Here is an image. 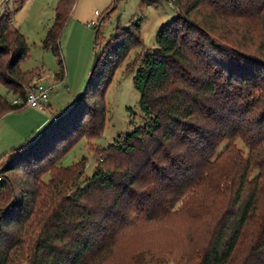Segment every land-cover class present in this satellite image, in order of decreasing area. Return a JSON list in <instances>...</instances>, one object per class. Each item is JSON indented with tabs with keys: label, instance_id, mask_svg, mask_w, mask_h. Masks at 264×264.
I'll use <instances>...</instances> for the list:
<instances>
[{
	"label": "trees",
	"instance_id": "trees-1",
	"mask_svg": "<svg viewBox=\"0 0 264 264\" xmlns=\"http://www.w3.org/2000/svg\"><path fill=\"white\" fill-rule=\"evenodd\" d=\"M24 2L16 4L20 8ZM75 2L58 1L54 21L42 40L57 58L60 79L65 75L60 38ZM174 3L183 13L160 27L157 46L144 50L133 76L144 123L101 148V159L95 155L93 174L63 195L43 221L27 264H85V252L110 246L130 213L163 218L171 214L167 207L178 198H183L179 211L191 210V218L206 222L200 233L205 244L195 242L193 248L200 257L198 264H264V0ZM12 13L5 10L0 16V83L14 97H25L26 82L42 71H22L20 62L29 46ZM99 25L95 50L100 58L87 88L35 143L14 148L2 162L0 192L8 185L6 172L55 157L59 143H69L77 131L79 136L73 137L92 138L103 130L107 85L127 51L143 41L138 21L118 27L107 42L100 38ZM99 93L96 118L86 124L87 97ZM18 109L0 93V117ZM240 141L248 148L247 156L237 145ZM72 144L62 149L61 157ZM110 149L121 157L112 167L103 168L99 161L108 159L103 152ZM80 164L81 176L84 159L72 166L61 165L62 173L54 174L51 166L34 169L36 189L0 208V264H13L22 233L42 223L33 217L45 198L39 192L40 174L51 171L54 184L57 175L71 177ZM96 234L99 237L94 239ZM246 238L247 253L240 259ZM58 243L69 244V251L61 250Z\"/></svg>",
	"mask_w": 264,
	"mask_h": 264
},
{
	"label": "rangeland",
	"instance_id": "rangeland-1",
	"mask_svg": "<svg viewBox=\"0 0 264 264\" xmlns=\"http://www.w3.org/2000/svg\"><path fill=\"white\" fill-rule=\"evenodd\" d=\"M58 1L25 0L22 7L19 8L18 2L16 4L12 0H0V16L9 7L13 12L14 25L24 34L29 46L27 56L20 62L22 71L28 72L36 69L44 71L34 75L25 85H29L35 78H38L46 86H53L49 100L51 108L40 110L26 106L0 117V167L14 148H19L26 143H35L55 120L60 119L73 107L83 94L96 51L95 31L102 17L106 16L99 25L102 42H107L118 27H128L132 22L138 21L140 23L139 35L143 45H133L127 51L125 58L119 63L107 85L103 95L105 125L100 134L92 138L73 137L75 134L79 136L80 132L77 131L71 135L72 141L68 140L69 143L66 144L64 141L59 143L57 147L60 150H57L59 153L55 157L53 156L54 158L50 156L40 163L26 164L6 172L8 185L0 192V208L8 207L15 200H22L26 195L25 191L36 189L34 183L37 177H32L34 169H38L40 166H51L54 174L62 173L63 166H72L84 159V173L81 176L77 172L81 169L80 164L76 168V173L71 177L63 175L58 177L57 175L54 188H52L54 184H51L52 172L40 174L42 182L39 184V192L45 198L44 204L38 205L40 212L33 217L36 221L42 220V223L38 227L36 225L28 226L26 233H22L21 247L12 256L13 264L30 262L34 255L35 234L44 228L43 221L45 222L52 209L60 204L63 195L83 184V180L93 174L96 165L95 155L98 157L99 153H102L101 148L108 147L119 135L130 132L144 123L145 114L140 104L141 94L134 85L133 76L144 50H153L157 46L156 37L160 27L178 13H183L182 9H178L177 5L169 0H155L154 2L145 0H76L60 38L66 75L62 81L57 76L59 64L56 56L50 49H45L42 45V40L54 21L55 7ZM91 20L96 22L93 26L87 24ZM42 73L44 74L42 75ZM74 78L79 85L73 83ZM0 93L10 100L14 97L2 83H0ZM87 98L89 100L87 111L90 113L85 123L90 124L91 120L96 118L93 112L96 110L95 102L101 99L100 93L93 94L92 98L89 94ZM18 121L25 122L26 125L25 132H21L22 135L15 132ZM39 125L40 127H38ZM71 144L72 146L61 157L62 149ZM237 145L242 147L244 156H247L248 148L241 141ZM103 155L109 156L104 162L99 161V165L103 168L112 167L115 162L117 163L116 158L121 157L120 154L117 155L114 152V149L103 152ZM102 157L100 155L98 158ZM60 179L63 181L62 183H58ZM65 180L67 181L64 182ZM31 185H33V189ZM182 205L183 198H178L172 206L167 207L168 210H172L171 214H166V217L163 218L151 219L137 212L130 213L126 223L116 232L110 246L96 253H90L88 250L85 252L87 258L85 264H198L200 257L197 252H193V248L195 242L200 245L205 244L200 233L206 228V222L191 218V210L183 214L179 211ZM174 211L177 212L172 215ZM215 214L216 209L209 219L210 222L214 220ZM98 237L99 234H96L94 239ZM247 239L244 240L246 245L244 250L239 253L240 259L247 253ZM56 245L61 250L69 251L70 249L69 244L58 243ZM30 247L32 249H29Z\"/></svg>",
	"mask_w": 264,
	"mask_h": 264
},
{
	"label": "built area",
	"instance_id": "built-area-1",
	"mask_svg": "<svg viewBox=\"0 0 264 264\" xmlns=\"http://www.w3.org/2000/svg\"><path fill=\"white\" fill-rule=\"evenodd\" d=\"M5 1V0H4ZM11 1V0H7ZM17 0H12L16 3ZM174 3V0H169ZM6 10H10L7 7ZM96 13L99 14L98 11ZM96 22L94 20L89 21L87 24L93 26ZM26 95L25 97L15 96L12 99V103L22 107H35L42 110H45L49 107L50 92L53 89V86H46L41 79L35 78L29 85L25 86ZM1 180V177H0Z\"/></svg>",
	"mask_w": 264,
	"mask_h": 264
},
{
	"label": "crops",
	"instance_id": "crops-1",
	"mask_svg": "<svg viewBox=\"0 0 264 264\" xmlns=\"http://www.w3.org/2000/svg\"><path fill=\"white\" fill-rule=\"evenodd\" d=\"M42 72H44V71H42ZM43 74L44 73H42V75ZM69 76H70V74L68 75V78H69ZM65 77H66V75H64V77L62 78V81L65 79ZM72 77H74V76L72 75ZM42 78H43V76H42ZM75 79L76 78H74L73 83H76V85H79V83H77V80H75ZM79 89L77 90V93H78ZM49 107L51 108V103L50 102H49ZM32 108H35V107H32ZM35 109H39V108H35ZM40 110H42V109H40ZM24 123L25 122L18 121L17 122L18 125L15 127V132H17L18 134H21L22 135L21 132H25V128H26V125ZM40 125L38 127H40Z\"/></svg>",
	"mask_w": 264,
	"mask_h": 264
},
{
	"label": "water",
	"instance_id": "water-1",
	"mask_svg": "<svg viewBox=\"0 0 264 264\" xmlns=\"http://www.w3.org/2000/svg\"><path fill=\"white\" fill-rule=\"evenodd\" d=\"M99 58H100V51L97 50V51H95L94 59H93L91 70H90V75H89L88 81H87V83L85 85V89L87 88V84H88V82H89V80H90V78H91V76H92V74H93L98 62H99Z\"/></svg>",
	"mask_w": 264,
	"mask_h": 264
}]
</instances>
